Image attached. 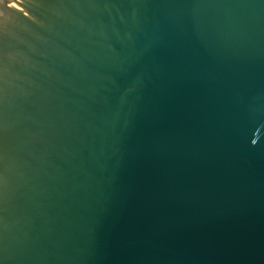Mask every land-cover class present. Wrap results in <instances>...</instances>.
<instances>
[{
    "label": "water",
    "instance_id": "water-1",
    "mask_svg": "<svg viewBox=\"0 0 264 264\" xmlns=\"http://www.w3.org/2000/svg\"><path fill=\"white\" fill-rule=\"evenodd\" d=\"M0 264H264V0H0Z\"/></svg>",
    "mask_w": 264,
    "mask_h": 264
}]
</instances>
